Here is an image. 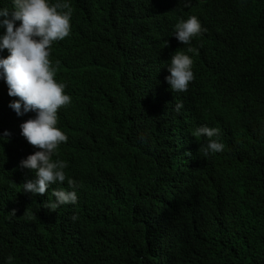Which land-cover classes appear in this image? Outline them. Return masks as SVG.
I'll return each mask as SVG.
<instances>
[{"label":"trees","instance_id":"obj_1","mask_svg":"<svg viewBox=\"0 0 264 264\" xmlns=\"http://www.w3.org/2000/svg\"><path fill=\"white\" fill-rule=\"evenodd\" d=\"M62 2L82 20L80 49L95 46L87 81L82 73L73 84L79 100L98 101L93 121L104 137L90 146L77 135L59 158L79 185L75 216L49 210L51 187L35 196L22 191L21 147L13 135L0 140V264L9 256L11 264H264V0L225 1L212 17L223 24H208L199 73L173 94L155 64L170 48L162 37L154 47L148 39L168 0ZM244 16L262 26L260 42L249 37ZM218 28L226 29L224 40ZM116 32L133 44L123 49ZM231 48L244 53L223 62ZM210 59L219 65L205 67ZM7 97L1 87L2 116ZM203 125L219 129L225 145L210 159L200 149L207 138L190 134ZM7 128L0 119V135Z\"/></svg>","mask_w":264,"mask_h":264},{"label":"clouds","instance_id":"obj_2","mask_svg":"<svg viewBox=\"0 0 264 264\" xmlns=\"http://www.w3.org/2000/svg\"><path fill=\"white\" fill-rule=\"evenodd\" d=\"M225 1L168 0L167 16L148 37L149 46L154 41V47L162 37L170 48L165 62L160 59L155 63L162 72L160 84L167 94L185 92L195 80L203 64V49L210 45L208 24H223L212 17L219 16L227 8ZM70 20L71 10L62 0H12L9 7H0V30H3L0 32V79L6 84L2 85L0 80V92L1 87H7L9 97L3 99V120H7L10 127L0 135V140L13 135L21 147L17 151L19 170L24 172L26 168L33 172H25L31 177L29 180L22 173L15 174L23 179L22 191L35 196L51 187L46 194L54 198L47 205L49 210H63L61 213L75 216L73 208L80 205L79 185L67 177V162L53 157L67 152L72 145L69 140L77 135L90 146H99V139L104 136L93 121L98 101L79 100L76 90L68 87L74 85L73 82H66L77 67L75 61L68 62L79 51L67 56L59 52L57 45L71 37ZM242 20L249 37L256 43L262 26L256 27L253 19L247 16ZM116 34L123 49L133 44L130 34ZM225 34L226 29L218 28V39L224 40ZM89 46L88 56L91 57L95 46ZM223 53L224 62L238 59L244 51L240 53L237 48H231ZM218 65L210 59L205 67ZM63 74L67 78L54 77ZM182 107V103H176L174 111L179 113ZM190 134L195 138H207V143L200 146L207 159L223 150L224 144L218 140L219 129L215 127L198 126ZM30 150L34 152L28 155ZM12 214L15 215L14 211ZM12 259L7 257L6 264H11Z\"/></svg>","mask_w":264,"mask_h":264},{"label":"bare ground","instance_id":"obj_3","mask_svg":"<svg viewBox=\"0 0 264 264\" xmlns=\"http://www.w3.org/2000/svg\"><path fill=\"white\" fill-rule=\"evenodd\" d=\"M102 1V0H101ZM99 2V1H98ZM95 3V2H94ZM91 4H93V3H91ZM99 4V3H98ZM71 10V12H74L75 14H76V11H73L72 9H70ZM82 12H85V13H88L89 11L87 10V8H85V10H83ZM102 12V11H101ZM92 15H93V13H92ZM96 15V14H95ZM119 17H122V15H119ZM17 23H19V22H17ZM73 23H75V27H73V26H71V37H68V39H67V41H64V42H62V44H58L57 45V48H58V50H59V52L60 53H65L67 56H69L70 55V50L71 49H78L80 52L75 56V57H73L72 59H70L69 60V62L68 63H70V62H76V65H77V67H76V69L78 68V71H75L72 75H71V77L69 78V79H67V83H70V82H74V81H79V79H80V76H81V74L83 73V75H84V78H85V81H87V79H86V76H85V73H86V71H87V69L90 67V65H89V63H88V60H87V57H88V59H92L93 57H89L88 56V52H89V50L88 49H83V51L80 49V38H79V32H80V28L78 27V25L79 24H81L82 23V20L81 19H74V18H72L71 17V20H70V24H73ZM93 23L92 22H90V23H88V26H91ZM64 52H63V51ZM98 50H99V48H98ZM4 56L6 57L7 56V50H5L4 51ZM80 57H83V59L82 60H80ZM164 57V56H163ZM224 57V56H223ZM205 58V57H204ZM109 59V58H108ZM99 60H101V59H99ZM107 60V59H106ZM94 62V61H93ZM107 62V61H106ZM105 62V63H106ZM219 64V63H218ZM229 65H231V63H229ZM120 66V65H119ZM233 66H234V64H233ZM121 67V66H120ZM108 68H110V67H108ZM225 68V67H224ZM217 69V68H216ZM220 69V68H219ZM226 69V68H225ZM224 70V69H223ZM95 71V70H94ZM125 71V70H124ZM234 71V70H233ZM97 73V72H96ZM218 73V72H217ZM108 74V73H107ZM130 75V74H129ZM128 75V76H129ZM64 76V74L63 75H60V76H57V75H55L54 77L56 78V77H59V78H67V77H63ZM225 76H227V75H225ZM129 80H130V78H128ZM148 79V78H147ZM144 80V79H143ZM149 80V79H148ZM156 81H157V79H156ZM155 81V82H156ZM80 82V81H79ZM144 86V85H143ZM68 87L70 88V89H72V90H75L74 89V87H75V85H68ZM160 87V86H159ZM144 88H146V87H144ZM86 91H88V87H87V85H86V87L84 88ZM240 89H242V88H240ZM146 91V90H145ZM238 91V90H237ZM240 92V91H239ZM243 92V91H242ZM79 94H81L80 92H78ZM127 93V92H126ZM233 93V92H232ZM127 95H128V93H127ZM238 95V94H237ZM237 95H235V96H237ZM107 96V95H106ZM233 96V95H232ZM119 97V96H118ZM126 97V96H125ZM234 97V96H233ZM264 100V99H263ZM121 102V101H120ZM112 103V102H111ZM127 104V103H126ZM114 105V104H113ZM121 105V104H120ZM109 107V106H108ZM117 107H118V105H117ZM115 109H116V106L114 107ZM108 110V109H107ZM114 110V109H113ZM118 110H120L119 108H118ZM97 113V112H96ZM59 114H61V112H59ZM99 116V115H98ZM0 119H2L3 120V116L0 114ZM59 120H61V119H59ZM153 123H154V121H153ZM63 132V131H62ZM137 141V140H136ZM78 145V150L82 147V143H78L77 144ZM34 151H29V154L28 155H30V153H33ZM27 155V156H28ZM11 155H9V157H10ZM166 157V156H165ZM54 159H56V158H60V157H58L57 155L56 156H54L53 157ZM61 160H63L62 158H61ZM124 165V164H123ZM173 165H174V163H173ZM125 167V166H124ZM7 168H9V169H7V170H10L12 167H9V166H7ZM121 168V167H120ZM24 170V172H21L22 170H18V174L19 173H22L21 175L23 176H25L26 178H27V180H29V179H31V177L28 175V173H25V172H30L29 174H32L33 172H31V171H29L28 169H26V168H24L23 169ZM131 173V172H130ZM113 182V181H112ZM78 188H79V186H78ZM114 190V189H113ZM247 192H248V190H247ZM242 193V192H241ZM142 194V193H141ZM46 195V194H45ZM155 195V194H154ZM233 199V198H232ZM36 205V204H35ZM39 205V204H38ZM128 205V204H127ZM18 215V214H17ZM73 215V214H72ZM28 217V216H27ZM81 217V216H80ZM83 219L85 218V217H82ZM81 220V219H80ZM85 221V220H84ZM83 221V222H84ZM87 222V221H86ZM94 222V221H93ZM96 223V222H95ZM156 254V253H155Z\"/></svg>","mask_w":264,"mask_h":264}]
</instances>
